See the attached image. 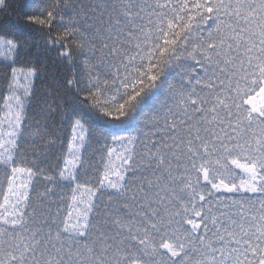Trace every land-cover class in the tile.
I'll return each mask as SVG.
<instances>
[{
	"label": "snow or ice",
	"instance_id": "obj_1",
	"mask_svg": "<svg viewBox=\"0 0 264 264\" xmlns=\"http://www.w3.org/2000/svg\"><path fill=\"white\" fill-rule=\"evenodd\" d=\"M0 264H264V0H0Z\"/></svg>",
	"mask_w": 264,
	"mask_h": 264
}]
</instances>
